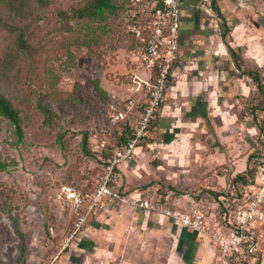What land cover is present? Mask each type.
Instances as JSON below:
<instances>
[{
  "label": "rangeland",
  "instance_id": "374dc122",
  "mask_svg": "<svg viewBox=\"0 0 264 264\" xmlns=\"http://www.w3.org/2000/svg\"><path fill=\"white\" fill-rule=\"evenodd\" d=\"M89 1L0 0V91L19 110L24 130L23 143L16 144L15 128L0 115V160L7 166L0 169V264H180L177 254L174 261L171 258L175 248L171 236L149 234L133 209L124 218L118 215L125 226L118 228L113 254L109 252L113 244H108L112 241L106 237L113 222L94 220L95 216L82 232L89 234L91 227V237L79 243L71 240L64 248L71 225L69 213L62 212L57 201L58 192L63 185L92 189L93 178L104 167L93 152L95 143L106 128L118 129L114 119L143 70L124 28L130 14L125 0H114L117 9L106 11L100 20L76 17ZM235 68L241 82L253 91L250 98L235 100L244 127L238 134H228L236 157L244 159L263 148L264 132L260 133L254 116L264 123V97L251 73L258 72L264 82V69L238 64ZM97 81L105 95L98 91ZM40 101L55 114L51 125L45 124ZM215 121L206 120L204 135L201 130L184 135L197 146H188L190 152L181 154L180 162H165L167 157L155 145L166 138L158 119L142 153L122 165L123 185L151 197L169 196V202L185 197L199 200L206 193L219 192L203 188L199 180V167L205 164L198 155L203 158L209 149L215 151L220 140V132L212 126ZM85 134L87 150L82 145ZM193 151L198 152L196 162ZM250 165L251 161L247 169ZM232 181L227 178L228 184ZM94 222L101 224L97 230Z\"/></svg>",
  "mask_w": 264,
  "mask_h": 264
},
{
  "label": "crops",
  "instance_id": "0c3cea01",
  "mask_svg": "<svg viewBox=\"0 0 264 264\" xmlns=\"http://www.w3.org/2000/svg\"><path fill=\"white\" fill-rule=\"evenodd\" d=\"M179 37L180 58L173 68L167 92L168 100L159 117V129L166 138L162 144L155 145L161 150L159 153L167 157L164 158L165 162L173 159L180 162L183 158L181 154L190 152L188 146H197L195 141L184 135H195L200 130L204 135L205 129L202 126L206 120H218L215 121L216 124H212L215 131L220 132V140L214 146L215 151L210 152L209 149L203 158L198 155V161L205 164L204 167H199L201 186L219 191L216 193L221 195L206 193L199 200L185 197L176 198L173 202H169L167 196L165 203L190 208L195 202L202 200L217 212L223 198L238 188L240 182L234 181L235 177L244 173L248 167L249 156L244 159L236 157V149L231 148L233 137L228 134H238L244 127L239 121L235 100L247 99L253 95L250 85L242 83L238 78L235 67L238 64L251 70L264 69V0H186L181 12ZM141 68L143 70L136 76L140 83L150 75L146 69ZM251 132L256 133V129L252 128ZM143 147L136 151L133 159L142 153ZM196 155H191L193 162H196ZM123 164L119 169L121 181ZM228 177L233 179L230 184L227 183ZM194 184L196 183L193 182L192 186ZM124 188L131 193L140 191ZM222 188L224 191H220ZM152 198L160 199L155 196ZM131 209L133 208L108 200L104 210L94 217V220L102 219L110 224L113 222L112 225L104 224V227L110 225L109 229L106 228V237H110L112 241L108 244H113L109 251L111 254L115 252L114 241L119 239L118 228L125 226V220H120L118 215L123 214V217ZM133 211L139 225L144 230L147 227L149 234L164 232L171 236L175 246L171 253L173 261L177 254L180 264L220 263L217 249L209 235L153 212ZM94 223L97 225L93 228H100V222ZM90 228L89 234L81 233L75 243L87 241L92 233ZM91 248H94V242ZM261 264H264V254Z\"/></svg>",
  "mask_w": 264,
  "mask_h": 264
},
{
  "label": "built area",
  "instance_id": "2783aa9c",
  "mask_svg": "<svg viewBox=\"0 0 264 264\" xmlns=\"http://www.w3.org/2000/svg\"><path fill=\"white\" fill-rule=\"evenodd\" d=\"M186 0H130L138 7V21L127 22L126 33L138 47L133 54L149 72L144 82L130 87L133 92L117 115L114 130H103L93 152L104 163L103 171L93 178L92 189L63 185L57 201L68 212L71 229L64 248L76 239L89 221L101 213L106 201L114 200L136 210L156 213L183 226L210 236L221 264H256L264 247V157L255 159L256 170L248 184L238 188L219 203L217 212L202 200L190 208L170 206L167 198L154 200L140 191L125 190L119 169L150 139L153 124L165 107L173 68L180 58L179 27ZM251 81V78L247 79ZM146 194V195H145Z\"/></svg>",
  "mask_w": 264,
  "mask_h": 264
},
{
  "label": "trees",
  "instance_id": "16d2710c",
  "mask_svg": "<svg viewBox=\"0 0 264 264\" xmlns=\"http://www.w3.org/2000/svg\"><path fill=\"white\" fill-rule=\"evenodd\" d=\"M39 1L42 3V0H39ZM125 2H126L125 10L130 14H129L128 18L126 16L127 19L125 20L124 28H125L127 22L138 21L140 18V17H134L133 16V12L138 11V7L134 6L130 2V0H125ZM116 9H117V6L115 5L114 0H90L87 3V5L84 6V8L77 10L76 17H79L81 19L87 18L89 20H100L104 17V13L106 11H113ZM125 31H126V29H125ZM127 35L132 40L133 45H134V49L137 48L139 44L136 41V39L129 34H127ZM20 41H21L20 42L21 47L27 48L24 40H20ZM251 76L253 77V79L256 83V87H257L259 94H261L264 97V83H263V79H262L261 75L258 72H255V73H251ZM97 89L102 95H105L106 92L101 88L98 81H97ZM38 108L42 111V113L45 116V124L51 125L53 118L55 117V114L52 112V110L45 103H43V101L39 102ZM263 111H264V109H263ZM0 115L3 116L4 118H6L7 120H9L10 124L15 128V132H16V136H17L16 144L23 143V141H24V130H23V126H22V120H21L20 112L17 108H15L13 106L11 101L1 93V91H0ZM254 118H255L257 127L260 130V133L263 135L264 123L262 122V124H260L259 122H257V116L256 115L254 116ZM82 145H83V149L87 150V145H88V135L87 134H85L83 137ZM262 147L263 148H261V150H259L258 152L256 151L254 154H251L249 156L248 166H249V163L251 161V165H250L249 169H247V171L245 173L239 174L237 177H235L234 181L241 182L243 184H248L251 181L252 177L255 174V170H256L255 159L260 155L264 157V143H263ZM0 169H2V170L7 169L6 164L1 162V160H0ZM211 194L215 195V196L221 195L220 193H216V192H211ZM261 260L262 259L259 258L258 261L256 262V264H261Z\"/></svg>",
  "mask_w": 264,
  "mask_h": 264
}]
</instances>
